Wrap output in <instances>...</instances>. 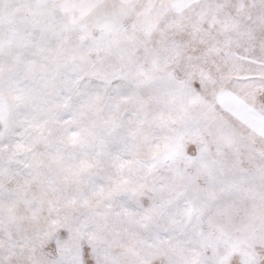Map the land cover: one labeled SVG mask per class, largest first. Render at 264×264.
Returning <instances> with one entry per match:
<instances>
[{
    "label": "snow or ice",
    "instance_id": "obj_1",
    "mask_svg": "<svg viewBox=\"0 0 264 264\" xmlns=\"http://www.w3.org/2000/svg\"><path fill=\"white\" fill-rule=\"evenodd\" d=\"M0 264H264V0H0Z\"/></svg>",
    "mask_w": 264,
    "mask_h": 264
}]
</instances>
